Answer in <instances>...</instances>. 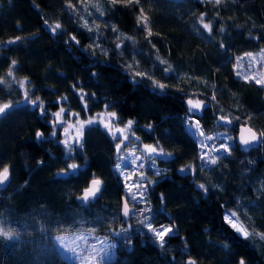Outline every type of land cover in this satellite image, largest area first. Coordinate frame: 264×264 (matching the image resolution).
<instances>
[{
	"label": "trees",
	"instance_id": "obj_1",
	"mask_svg": "<svg viewBox=\"0 0 264 264\" xmlns=\"http://www.w3.org/2000/svg\"><path fill=\"white\" fill-rule=\"evenodd\" d=\"M101 1L106 14L99 28L89 32L81 25L84 0H71L81 10L76 15L67 10L69 0H0V78L6 82L0 84V103L13 101L11 110L0 114V170L10 168V178L0 188V264H73L59 253L53 237L78 232L113 240L115 255L105 264H187L189 259L195 264H264V240H245L224 220L226 211H236L249 231L264 232V144L245 151L236 142L230 155L204 169L185 127V101L192 99L208 104L198 119L205 133L225 129L236 136L243 124L264 131V90L238 79L233 69L237 56L264 48V0H221L220 5L121 0L115 7L110 0ZM141 9L147 29L138 23ZM201 13L204 23L211 21V32L203 29ZM45 20L52 26L61 23L62 34L50 35ZM113 25L129 39L119 50L110 35ZM18 36L22 41L3 47ZM13 60L15 79L7 75ZM168 65L172 71L165 74ZM137 69L152 79L134 76ZM25 78L22 89L19 81ZM153 80L166 85L163 94L159 88L153 91ZM80 89L89 97L87 112ZM25 90L43 101L45 116L39 107L23 103ZM61 97L67 101L57 103ZM108 104L113 107L106 111L117 114L118 126L135 122L133 137L139 143L158 142L172 154L170 160H157L164 171L147 199L153 226L173 228L163 248L139 222L137 214L146 204L134 205L125 192L114 167L116 142L100 124L86 127L84 147L70 158L48 138L45 120L60 107L90 119ZM223 113L231 124L218 120ZM37 131L43 139H37ZM67 163L78 169L68 170ZM93 178L102 181L101 191L83 203L81 191ZM122 199L136 215L121 217ZM110 217H115L114 231L126 225L130 229L110 236L111 224L104 221Z\"/></svg>",
	"mask_w": 264,
	"mask_h": 264
},
{
	"label": "snow or ice",
	"instance_id": "obj_2",
	"mask_svg": "<svg viewBox=\"0 0 264 264\" xmlns=\"http://www.w3.org/2000/svg\"><path fill=\"white\" fill-rule=\"evenodd\" d=\"M120 2H121V0H110V3L113 7H115V5H117ZM129 2H131V0H129ZM137 2H139V0H137ZM201 2L202 3H214L215 5L221 4V0H201ZM95 9L97 12H99V15L101 17H103L106 14L104 8L100 5V0H97V4L95 5ZM67 10L69 11L70 15H76L77 13H79L81 11L73 3H71V0H69V2L67 3ZM83 10L84 11H90L87 8V6H85V8ZM199 19H200V22L203 26V29L211 32L212 23H211V21H209L208 23H204V19H205L204 13H201ZM138 23H142L143 27H145L146 29L148 28V17H147V15H145L143 9H141L140 16L138 17ZM45 24L48 25L47 20H45ZM82 26L87 28V30L89 32H92L94 30L93 27H90L89 25H87V23H85ZM48 27L51 29V32L53 34H56V35L62 34L61 23L58 22L54 26L48 25ZM95 27H96V29H98L99 25H96ZM112 31L118 32V29H116V27L113 25ZM220 31L223 32L224 29L221 28ZM151 34L152 33L149 30L148 35L150 36ZM97 35L99 36L101 34L99 32H97ZM22 39H23L22 37L18 36L14 40L8 41L5 45H3V47L14 46L18 42L22 41ZM70 40L75 41L76 44H79V41L76 39L75 36H70ZM66 43H68V41H66ZM121 44H122V41L118 42L116 44V49H118V50L121 49ZM89 47H92V46L89 45ZM97 47H100V45L98 44ZM220 48L224 49L225 51L227 50V49H225V45L223 43L220 44ZM100 50L105 55L108 54V49L101 48ZM121 54H123V53L121 52ZM261 54H264V50H262ZM244 55L246 57H249V58H252L253 60H255L254 54L252 52H247ZM157 59L158 60L160 59L159 56H157ZM240 59H241L240 57H237L238 61ZM160 63L165 64L166 61L160 60ZM17 67H18L17 61L13 60L11 62V66L9 68L7 75L9 77H13V73H14V71L17 70ZM132 67H133V65H128L129 69H131ZM262 67H264V64H262ZM171 71H172L171 65H168L167 67H165L163 69V72L165 74H168ZM237 75H240V73H237ZM134 76H140V77L147 76L148 79H152L151 74H149L147 72H141L138 69L135 71ZM13 79H15V78L13 77ZM243 79L245 80L246 83H254L255 85L259 86L261 89H264V72H253L252 74H246L243 76ZM26 80H27V78H25V80L19 81L20 87L22 89L25 87V81ZM134 82L139 83L140 81L134 80ZM2 83H5V81L3 78H0V84H2ZM153 85H154V89H153L154 92H155L156 88H159L161 90L160 94H163V90L166 88V85L159 83L155 80H153ZM79 98L81 100V103L83 104L84 111H86V112L89 111L90 109H89V106L87 103L89 97L83 92L82 89H80ZM212 99L215 100L216 99L215 96H213ZM61 101H67V97H61L60 101H57V103H60ZM23 103L31 104V105H33L34 108L39 107L41 109L42 116L46 115V106L44 105L43 101H41L39 97L32 99L31 96L29 95L28 90L24 91ZM186 103L189 106L188 107L189 119L185 122L186 131L193 137V139L197 140V143L201 147V154H200L201 167L205 168V167H208L209 165H215L219 158L223 157L225 154H229V155L231 154L230 150H231L232 146H231V144L227 143V141H230L232 138L230 136L224 137L221 134H217L215 137L210 136V135H205V132L203 131V129L201 127L200 121L199 120H192L191 117L195 114L196 111H199L202 108L208 107V104L204 100L193 101L192 99H188L186 101ZM12 107H13V101H8L7 103H0V114L5 113L6 110H11ZM111 107H113V105H111V104L106 105V110L108 108H111ZM65 114H66V110L63 106L60 107L59 111L51 114L52 117L54 118L53 122H52V126H53L52 135H53V137H56L57 129L59 127H63V117ZM105 114L111 118V124L118 123V121L116 119L117 114L115 112H107L106 111ZM70 115L77 117V125L78 126L76 127V132H75L74 137L67 135L68 134V127H73L72 125H69L68 127L64 128V134H65L66 138L61 140L60 143L63 144V146H64L66 158H70L72 156L74 150L77 147H79V148L84 147L83 136H84V132L86 131L85 126L86 125H89V126L94 125L97 121V117H92L88 120H80L78 113H70ZM219 120L224 121L228 124H231V121L228 120V118L226 116H223V115L220 116ZM100 122L103 123V126L106 129H108L109 134L112 136L113 140L119 141L115 144V148L117 151V163H116V169L115 170L118 171L119 174L124 177V179L126 181L125 188H127V189H129V191H131L132 187H136L138 190L139 199H137L136 194H133L130 197L131 202L134 205L140 204V203L146 204V207H144L141 210V217L142 218L139 222L145 228H147L148 232L154 234L157 241L160 243L161 248H163L165 245V237L173 235L174 232H173L172 227H166V226L161 225L159 228H156L153 226L154 221H155V216L152 215L151 205H150L149 201L147 200V196H148V193L150 190L149 186L156 183V181L147 180L145 173L143 171H140L137 180L134 181L130 185L129 183H127V181H130L132 179L131 175L125 173V171L123 169L128 167L129 162L136 169H144L146 167L144 161L146 160L148 162L147 168L154 169L155 175H161L164 170L156 167L157 160L158 159L159 160H170V159H172V154L164 152V150L162 148H159L158 142H157V145L143 144V150H144V153H146V155H126V154H124V152H125V149L127 148L128 142H130L131 138L134 136L133 125L135 122L132 120H129V121H127L126 124H124V126L122 128H119V127L112 128V127H110L109 123H104L103 121H100ZM149 128L151 129V125H149ZM248 132L250 133V136L248 138H245L243 136L240 138V144L241 145L247 146V145H250L252 142H257L258 144H264V131L259 132V134H257L256 132L252 131L251 128H249ZM117 133H119V135H117ZM36 137L38 140L44 138L43 133L40 131L36 132ZM135 140L137 142H139V137H135ZM215 140H219V141H221V143L218 145V147H216V146L212 147V153H214V154L204 152L203 149L205 146H207L208 142L209 141H215ZM244 150L247 151V148H245ZM189 167L190 166H186V167L181 168L180 169L181 174H185L188 171ZM67 169L70 171H75L78 169V165L75 163L69 164L67 166ZM63 171L64 170H62V172ZM9 178H10V168L8 166H4L2 168V170H0V185L5 184L9 180ZM101 185H102V181L99 178H93L91 180V186L84 189V194L82 197H80V199L84 202H88L91 197L96 196V194L101 191ZM198 188L207 192V189L205 188L204 184H200L198 186ZM163 200H164V197L161 196V201L163 202ZM130 215H135V212H131L129 210L128 201H125L124 208H123V216L129 217ZM224 220L245 240H254L257 237L260 240H264V232H257L255 228H252V230L249 231L248 228L244 227V225L240 223L239 217L237 216L236 211H231V212L226 211ZM250 227H251V225H250ZM126 231H127V229L122 228L120 230V232L116 233V235H120L121 233H124ZM84 239L86 240L87 237L85 236ZM66 247H68L70 251H75V249L70 245H66ZM114 247H115V244L110 243L108 240H104V241L100 242V247L98 249L92 248L90 250V252L92 253L91 256L80 255L77 258L82 261V264H84V262L88 261L89 259L95 260L96 257H100L102 259L101 253H103L104 255H107L108 250L111 248H114ZM97 264H98V261H97ZM187 264H195V261L189 259ZM240 264H244V261L241 260Z\"/></svg>",
	"mask_w": 264,
	"mask_h": 264
},
{
	"label": "rangeland",
	"instance_id": "obj_3",
	"mask_svg": "<svg viewBox=\"0 0 264 264\" xmlns=\"http://www.w3.org/2000/svg\"><path fill=\"white\" fill-rule=\"evenodd\" d=\"M84 2H85L84 4L87 6V8L90 11H86L83 14L81 25H84L85 23H87V25H89L90 27H93V29H94L93 31H96L97 29H96L95 26L101 24L100 21H102V18L99 15V12H97L96 9H95V5L97 4V0H84ZM101 2L102 1L100 0V5H101ZM97 20L99 21V23H98ZM103 23L105 24V22H103ZM110 29H111L110 35H111L112 39L115 40L116 42H121L122 41V43H123V42L129 40L127 37L121 35L120 33L113 32L112 31V28H110ZM262 50H264V48H261V49H259L257 51H251L254 54L255 60H253L252 58L246 57L244 54L247 53V52H245V53L240 54L239 56H237V57H240L241 58L239 61L237 60V57L235 58L233 69H234L235 76L238 79L244 80L243 79V76L244 75H246V74H252L253 72H264V67H262V64H264V54H261L262 53ZM237 73H240V75H237ZM1 78H3V77H1ZM5 83H2V84H5ZM25 84H26V82H25ZM59 109L57 111H59ZM65 110H66V114L63 117V127H59L57 129V133L58 132L64 133V128L65 127H68L69 125H72L73 127H68V134L67 135L74 137L75 136V132H76V127L78 126L77 125V117L70 115V113H73V112L69 111L67 108H65ZM57 111H55V112H57ZM107 112H109V111H107ZM222 115L223 116H226L224 113ZM53 119L54 118L51 115L50 121L53 122ZM79 119L80 120H88L89 118L81 119L79 117ZM188 119H189V117L186 119V121ZM191 119L192 120H198L195 117H191ZM105 122L106 123H109L110 124V127H112V128H117V127L122 128V127L118 126L117 123L116 124H111V118L108 117V116L106 117ZM95 124H98L99 125V122L96 121ZM216 124L218 125V122L217 121H216ZM224 125H226V124H224ZM87 126H89V125H86L85 128ZM185 127H186V124H185ZM105 131L112 138V136L109 134L108 129H106ZM52 133H53V129L49 133V137H53ZM217 134H221L224 137L230 136L232 139L230 141H227V143L231 144L232 147L235 145V143H236L235 136L230 131H228V130L218 129V130H214L211 133H205V135H210V136H213V137H215ZM117 135H119V133H117ZM65 138H66V136L64 134L62 140L65 139ZM52 140H54V142L57 141L56 140V137H53ZM194 140L197 143V140L196 139H194ZM60 141L61 140H59V142H57V143L64 150V146H63V144L60 143ZM115 142L117 143L119 141L116 140ZM220 143H221V141H219V140L209 141L208 144H207V146H205L203 150H204V152H207V153H210V154H214V153H212V147L213 146L218 147V145ZM197 146H198V151H199V165L201 166V160H200L201 147H200V145L198 143H197ZM78 148L79 147H77L75 150H77ZM124 154H126V155H146V153H144V150H143V144L137 142L135 140V137H132L131 140H130V142H128L127 148L125 149ZM65 155H66V153H65ZM227 155L228 154H225L224 156H227ZM221 158H223V157H221ZM144 162H145V165H146V167L144 169H136V168H134V166L130 162L128 164V167L125 168V169H123L125 171V173L130 174L131 175V178H132L130 181H127V183H129L131 185L134 181H136L137 178H138V176H139V172L140 171H143L145 173V175L147 177V180H149V181H156V179H158L162 175V174L161 175H155L154 174L155 173V170L154 169L147 168V163L148 162L146 160ZM116 163H117V151H116V155H115V166H114L115 169H116ZM69 164L70 163H67V166ZM213 166H215V165H209L208 167H205L204 169H210ZM116 173L118 174V176L120 178V181H121V183L123 185V188H124L125 192L129 195V197H131V195H133V194H136L137 199H139V193H138L137 188L136 187H132L131 188V191H129V189L125 188L126 181H125L124 177L121 176L118 171H116ZM64 174H66L65 173V170H64ZM62 176H65V175H62ZM152 186H153V184L150 185L149 187L151 188ZM147 199H148V196H147ZM140 204L144 205V203H140ZM138 215H139V217H141V212H138L137 216ZM104 221L105 222H110L109 224H111L110 225L111 227H109L107 229L110 232L109 233L110 236L118 237L119 235H116V233L120 232V230L122 229V226L119 227V230L114 231V229L112 228V226H113V224L115 222V217H110V218H108V219H106ZM123 229H127V231H128L130 229V227H129V225H126V227L123 228ZM92 233L93 232H78V233L71 234V235H58V236H65L67 238L66 239L67 242L64 243V245H63L64 253H66L67 256L69 257V259L72 260L73 264H82V261L80 259H78L77 257L80 256V255H82V256H91L92 253L90 252V250L92 248H97L98 249L100 247V242H102L104 240H108L110 243L114 244L113 243V240H110L107 237L95 236ZM87 234H90V235H87ZM122 234L123 233H121V235ZM152 235L155 238V240L157 241V239L154 236V234H152ZM85 236L87 237L86 240L84 239ZM8 237L14 239L13 236H10L9 235ZM157 243L160 245V243L158 241H157ZM66 245L72 246L75 249V251H70L69 248L66 247ZM114 255H115V247L109 249L107 255H104L103 253H101L102 259L100 257H96L95 260L89 259L88 261H85L84 264H97V261H98V264H105L108 261L112 260L113 257H114Z\"/></svg>",
	"mask_w": 264,
	"mask_h": 264
},
{
	"label": "water",
	"instance_id": "obj_4",
	"mask_svg": "<svg viewBox=\"0 0 264 264\" xmlns=\"http://www.w3.org/2000/svg\"><path fill=\"white\" fill-rule=\"evenodd\" d=\"M45 30L47 31V32H49L50 33V35H53V33L51 32V30L48 28V26L45 24ZM188 100V99H187ZM186 100V101H187ZM186 101H185V103H186ZM186 105H187V103H186ZM188 106V105H187ZM103 113L102 112H100V113H98V116H99V118H100V121H103ZM94 116H97V114H95ZM219 117L220 116H218V120H219ZM220 122H222L221 120H219ZM101 123V122H100ZM101 125L103 126V123H101ZM249 128H251L252 129V131H254V132H256L257 134H259L253 127H251L249 124H243V125H239L237 128H236V136H235V140H236V142L242 147V148H247V149H257V148H260L261 147V144H258L257 142H252L250 145H247V146H245V145H241L240 144V138L243 136V137H245V138H248L249 136H250V133L248 132V129ZM4 185V184H3ZM3 185H0V188H2V186ZM91 186V180L89 181V183L87 184V187L86 188H88V187H90ZM85 189V188H84ZM84 189L81 191V194H80V197H82L83 196V194H84ZM99 193V192H98ZM98 193L96 194V196H94V197H91L90 198V200L88 201V202H90L92 199H94L95 197H97V195H98ZM81 200V199H80ZM82 201V200H81ZM125 199H122L121 200V207H120V215H121V217L125 220V219H127L128 217H124L123 216V208H124V203H125ZM83 203H88V202H84V201H82ZM128 207H129V205H128ZM129 210L131 211V212H134V209L133 208H131V207H129Z\"/></svg>",
	"mask_w": 264,
	"mask_h": 264
},
{
	"label": "flooded vegetation",
	"instance_id": "obj_5",
	"mask_svg": "<svg viewBox=\"0 0 264 264\" xmlns=\"http://www.w3.org/2000/svg\"><path fill=\"white\" fill-rule=\"evenodd\" d=\"M31 108H33V106H32ZM206 109H207V108H204V109L202 108L201 110L195 112V116L197 117V119H200V118L203 117V115H204V111H205ZM56 111H57V110H56ZM53 113H54V112H53ZM102 113L104 114V115H103V122L106 123V122H105V119H106L107 115L105 114V113H106V109H105V108H104V110L102 111ZM51 114H52V113H50V114H49V118L45 120V124H46L47 127H48V130H47V131H48V138H49L50 140H52V138H53V137H49V133H50V132L52 131V129H53V128H52V127H53V126H52V122L50 121ZM95 117H97V121H98L99 124L101 125V123H100V118H99L98 114H97V116H95ZM101 127H102L104 130H106V128H105L104 126L101 125ZM63 136H64V133H62V132H58L57 135H56V140H57V141H55V142H54V140H52V141H53L54 143H57V142H59V140H62ZM57 144H58V143H57ZM62 149H63V148H62ZM6 183H7V182H6ZM6 183H5V184H6ZM5 184H4V185H5ZM4 185H3V186H4ZM3 186H2V187H3Z\"/></svg>",
	"mask_w": 264,
	"mask_h": 264
},
{
	"label": "crops",
	"instance_id": "obj_6",
	"mask_svg": "<svg viewBox=\"0 0 264 264\" xmlns=\"http://www.w3.org/2000/svg\"><path fill=\"white\" fill-rule=\"evenodd\" d=\"M84 235V234H83ZM87 235H90V234H87ZM90 237V236H89ZM67 238L65 236H55L53 237V243L54 245L56 246L57 250L59 251V253L63 256L64 259H66L67 261L72 262V260L69 259V257L67 256L66 253H64V248H63V245L64 243L67 242L66 240ZM70 243V242H69ZM72 243V242H71ZM60 246V247H59ZM61 248V249H60Z\"/></svg>",
	"mask_w": 264,
	"mask_h": 264
}]
</instances>
